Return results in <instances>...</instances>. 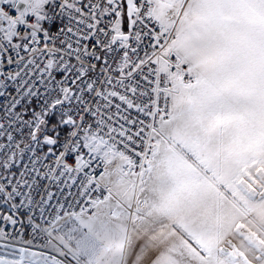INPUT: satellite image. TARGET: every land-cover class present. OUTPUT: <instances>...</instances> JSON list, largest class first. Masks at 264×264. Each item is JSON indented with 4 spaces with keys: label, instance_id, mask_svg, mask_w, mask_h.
I'll return each mask as SVG.
<instances>
[{
    "label": "snow or ice",
    "instance_id": "snow-or-ice-1",
    "mask_svg": "<svg viewBox=\"0 0 264 264\" xmlns=\"http://www.w3.org/2000/svg\"><path fill=\"white\" fill-rule=\"evenodd\" d=\"M0 264H264V0H0Z\"/></svg>",
    "mask_w": 264,
    "mask_h": 264
}]
</instances>
